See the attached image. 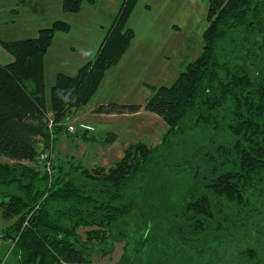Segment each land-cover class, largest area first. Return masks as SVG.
<instances>
[{
	"label": "trees",
	"instance_id": "trees-1",
	"mask_svg": "<svg viewBox=\"0 0 264 264\" xmlns=\"http://www.w3.org/2000/svg\"><path fill=\"white\" fill-rule=\"evenodd\" d=\"M96 1L62 0L61 9L77 14ZM138 1L122 2L96 55L76 75H56L50 109L45 59L56 33L70 32L71 25L55 21L34 38L0 39L13 58L0 64V209L4 219L15 220L0 239L13 242L19 264H91L98 251L114 252L125 238L119 223L142 209L161 148L130 143L109 169L71 161L48 175L36 164L40 142L51 137L50 118L58 140L69 132L70 113L89 104L123 59L136 37L127 23ZM207 22L201 55L173 85L151 87L144 105L109 103L96 110L157 115L169 129L164 146L198 133L186 143L197 155L184 163L201 156L200 168L187 173L176 224L143 228L138 243L125 248L132 255L123 260L130 261L118 264H264V0H208ZM88 132L81 137L96 142ZM117 137L107 134L103 147ZM80 229H87L85 239Z\"/></svg>",
	"mask_w": 264,
	"mask_h": 264
},
{
	"label": "rangeland",
	"instance_id": "rangeland-1",
	"mask_svg": "<svg viewBox=\"0 0 264 264\" xmlns=\"http://www.w3.org/2000/svg\"><path fill=\"white\" fill-rule=\"evenodd\" d=\"M123 1L97 0L94 5L85 3L77 15L64 13L61 9L62 0H0V39L16 41L37 37L38 31L43 27H50L55 21H61L62 16H67V22L71 25V30L67 33L68 44L79 41L93 46L94 50L91 52H97L106 36L104 31L107 33L110 27L107 26L109 21H113V16ZM207 12L208 0H139L127 23L135 31V39L140 38L134 39L128 49H131L132 61H127L128 66L121 63L108 70L95 94L96 99L94 95L87 106L70 113L65 126H73L74 132H67L57 140L53 137L51 127L49 141L40 142L48 148L46 152L43 147H39L40 157L46 160L45 164L52 163L53 168L54 165L61 164L68 168L69 163L74 161L90 170L112 167L123 156L130 143L142 141L150 147L161 148V154L156 156L150 168L151 177L143 197L142 209L134 210L117 227L124 232V241L117 243L114 252L109 255H104L101 251L93 254L91 264L129 262L130 260H123L124 256L132 255L128 250L138 243L143 228L173 227L176 224L173 216L181 197L179 193L188 182L187 173L190 169L198 168V163L201 162L200 156L189 160L188 165L184 163L185 158H190L193 153L197 155L186 143H191L198 133L191 131L172 139L168 146H164L163 136L169 129L157 115L142 114L144 110H141L137 113L140 117L134 119L112 114L106 120L99 116L106 114L96 112L100 107L97 104L107 100L121 105H144L151 96V87L173 85L178 75L203 51V32L208 26ZM152 41L156 46L153 50L142 48L150 45ZM66 52L72 54L68 48ZM12 61L13 58L0 46V64L5 65ZM132 65L135 70L130 68ZM45 70V94L50 109V91L55 82V71L58 70L53 65V45L46 56ZM113 115L117 117L113 118ZM83 124L91 127L90 132L95 131V136L88 135L95 138L96 142L85 141L81 137L84 132L81 129ZM109 133L118 135L115 147L110 150L103 147V141ZM40 160H36V164L42 173ZM178 162L181 163L179 167ZM1 192L2 190L0 203L3 200ZM14 221L4 219L0 209V236ZM86 231L87 229L79 230L83 239L86 238ZM126 246H129L127 251ZM12 247L13 242L0 239V264H19L18 257L11 252Z\"/></svg>",
	"mask_w": 264,
	"mask_h": 264
},
{
	"label": "crops",
	"instance_id": "crops-1",
	"mask_svg": "<svg viewBox=\"0 0 264 264\" xmlns=\"http://www.w3.org/2000/svg\"><path fill=\"white\" fill-rule=\"evenodd\" d=\"M25 1V0H24ZM23 1V2H24ZM78 15V14H77ZM67 16H62L63 19H61L62 21H65L67 22L68 19H66ZM70 17V16H68ZM112 22V19L111 21H109L108 23V27L110 26ZM69 23V22H67ZM70 24V23H69ZM131 26L133 28H135V25L134 24H131ZM45 27H43L42 29H44ZM40 31V30H39ZM38 31V33H39ZM69 34H58L56 33L55 35V38H54V41H53V65H54V69L55 68H58L57 71H55V76L58 74V73H64V74H67V75H70V76H74L77 74L78 70L84 65L86 64L87 62H89L90 60L93 59V57L96 55V50L95 52H91V50H94L93 49V46H87L83 43H80L79 41L78 42H74L72 45L71 44H68V36ZM106 35V32L104 31V36ZM137 40L140 39L139 37L136 38ZM135 39V40H136ZM133 40V41H135ZM80 43V44H79ZM154 41H152V43L146 47H142V48H146L148 50H153L156 46H154ZM154 46V47H153ZM66 48L69 49V51H71L72 54H68L66 52ZM140 48V49H142ZM51 49V48H50ZM98 51V50H97ZM49 52V51H48ZM48 54V53H47ZM47 56V55H46ZM169 58H170V54H169ZM132 61V52H131V49L130 51L128 50L127 53L125 54V57H123V59L121 60V63H125V65H127V61ZM168 62H170V60L168 59L167 60ZM118 64V65H119ZM128 66V65H127ZM45 67H46V59H45ZM136 67V66H135ZM131 69L135 70L134 69V66L132 65L130 67ZM69 72V73H67ZM56 78V77H55ZM94 99H96V95L94 97ZM109 103H118L116 101H107V100H103V101H99V103L97 104V106H102V105H107ZM93 111V110H92ZM143 113H150V112H145V111H142V114ZM152 114V113H150ZM140 114H135V115H121V117H126V118H131V119H134V118H137V117H140L139 116ZM153 115V114H152ZM101 118L103 119H106L108 120V117H111L112 115H99ZM117 116L113 115V118H116ZM88 125V124H87ZM96 130V129H95ZM85 132V131H84ZM83 132V133H84ZM95 132V131H94ZM94 132H88L90 135L92 136H95ZM118 136V135H117ZM117 142V141H116ZM116 142L109 148L112 149L115 147L116 145ZM103 159V158H102Z\"/></svg>",
	"mask_w": 264,
	"mask_h": 264
},
{
	"label": "built area",
	"instance_id": "built-area-1",
	"mask_svg": "<svg viewBox=\"0 0 264 264\" xmlns=\"http://www.w3.org/2000/svg\"><path fill=\"white\" fill-rule=\"evenodd\" d=\"M53 126H54V122L51 120V118H50V125H49V128L51 129V127L53 128ZM81 129L82 130H86V131H89V130H91V127H89V126H87V125H81ZM68 131L69 132H74L75 131V128L73 127V126H69L68 127ZM54 134V133H53ZM53 137H55V135H53ZM40 147H43L42 149H44L46 152L48 151V148L47 147H45L44 145H40ZM40 155H39V160H40ZM41 159H44V158H41ZM45 159H44V162L43 161H41L40 160V166H41V171H42V173H45V174H48V175H52V174H54V168H53V166H52V163L51 164H45Z\"/></svg>",
	"mask_w": 264,
	"mask_h": 264
}]
</instances>
